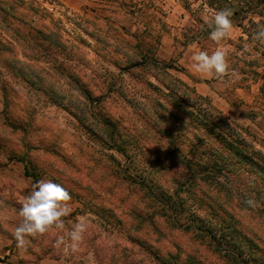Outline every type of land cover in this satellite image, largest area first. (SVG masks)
Masks as SVG:
<instances>
[{"label": "rangeland", "instance_id": "rangeland-1", "mask_svg": "<svg viewBox=\"0 0 264 264\" xmlns=\"http://www.w3.org/2000/svg\"><path fill=\"white\" fill-rule=\"evenodd\" d=\"M21 1L12 2L3 25H33L45 35L32 36L39 52L15 46L28 84L0 67V86L9 90L0 88V264H157L145 245L181 251L187 264H227L192 234H159L147 221L141 226L137 190L123 178L127 171L156 170L153 158L167 156L169 142L187 153L190 108L176 96L187 104L206 99L200 104L264 147V57L260 43L242 31L247 23L232 24L216 42L209 33L218 11L208 0ZM217 48L226 53L228 72L222 78L196 73L192 56ZM140 52L152 64L127 72ZM52 63L101 95L100 102H86ZM106 118L107 127L101 124ZM169 126L175 132H160ZM108 142L125 146V155ZM39 181L68 190V213L61 217L63 229L27 237L23 250L13 234ZM79 222L86 232L73 250L67 234Z\"/></svg>", "mask_w": 264, "mask_h": 264}, {"label": "trees", "instance_id": "trees-1", "mask_svg": "<svg viewBox=\"0 0 264 264\" xmlns=\"http://www.w3.org/2000/svg\"><path fill=\"white\" fill-rule=\"evenodd\" d=\"M13 1L22 3L21 0H0V67H9L7 70L16 81L28 84L30 80L24 73L27 66L17 59L15 46L19 45L23 52L33 47L39 52L40 46L32 44V36L38 41V35L45 34L33 25L22 29L3 25L10 17L8 11L14 9ZM208 1L218 12L231 10L233 25L241 28L246 22L247 28H241L242 31L252 42L260 43L264 57V37L256 35L264 28V0ZM139 55V60L126 68L127 72L152 64L149 56L141 52ZM54 65L57 66L52 69L73 82L86 102L90 105L100 102L101 95L94 96L66 67ZM163 86L168 93L172 92L169 86ZM0 88L4 94L9 91L6 84L1 83ZM176 98L190 108L187 153H180L179 144L169 142L170 153L153 158L152 169L156 170L142 169L135 174L127 171L123 178L137 190V217L143 222L141 226L147 221L159 234H192L227 264H264V147L250 141L245 131L220 112L200 104L206 99L197 96L187 104L182 97ZM101 124L107 127L110 122L106 118ZM169 127L160 132L164 135L175 132ZM108 143L110 149L116 147L115 151L125 155V146ZM143 244L140 241L139 245ZM145 246L157 264H187L181 258V251L172 253L161 246L155 249Z\"/></svg>", "mask_w": 264, "mask_h": 264}, {"label": "clouds", "instance_id": "clouds-1", "mask_svg": "<svg viewBox=\"0 0 264 264\" xmlns=\"http://www.w3.org/2000/svg\"><path fill=\"white\" fill-rule=\"evenodd\" d=\"M231 10L225 9L216 13L211 19L212 30L209 38L219 42L225 39L232 27ZM257 37H264V28L256 33ZM192 68L205 78H222L229 70L226 53L217 48L211 54L200 51L192 56ZM71 195L61 184L52 181H39L31 193L26 197L20 208L21 221L15 227L14 238L17 247L27 249V237L44 234L50 228L63 229L61 217L68 213L67 202ZM86 232L84 222L76 223L68 232L69 244L67 247L76 249L83 241Z\"/></svg>", "mask_w": 264, "mask_h": 264}]
</instances>
